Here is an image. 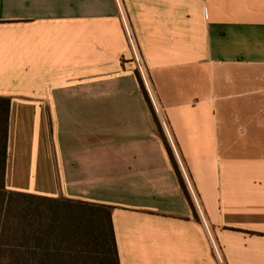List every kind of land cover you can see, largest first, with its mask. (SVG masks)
I'll use <instances>...</instances> for the list:
<instances>
[{
    "label": "crops",
    "instance_id": "1",
    "mask_svg": "<svg viewBox=\"0 0 264 264\" xmlns=\"http://www.w3.org/2000/svg\"><path fill=\"white\" fill-rule=\"evenodd\" d=\"M0 96L5 188L112 207L120 264H264V0H0Z\"/></svg>",
    "mask_w": 264,
    "mask_h": 264
},
{
    "label": "trees",
    "instance_id": "2",
    "mask_svg": "<svg viewBox=\"0 0 264 264\" xmlns=\"http://www.w3.org/2000/svg\"><path fill=\"white\" fill-rule=\"evenodd\" d=\"M136 75L183 193L196 216L149 93L139 72ZM10 103V98L0 96V253L7 255L4 256L7 264H120L112 207L5 188ZM3 215L6 217L2 218Z\"/></svg>",
    "mask_w": 264,
    "mask_h": 264
},
{
    "label": "rangeland",
    "instance_id": "3",
    "mask_svg": "<svg viewBox=\"0 0 264 264\" xmlns=\"http://www.w3.org/2000/svg\"><path fill=\"white\" fill-rule=\"evenodd\" d=\"M139 71V70H138ZM139 74H140V71H139ZM140 77H141V79L143 80V83L145 84V87H146V89H147V91H148V93H149V96H150V98H151V101H152V104H153V106H154V109H157V108H159L158 107V105H157V103H156V101H155V99H154V96H152V90H151V85H150V82H149V80H148V78L146 77V82L147 83H145L144 82V79H143V77H142V74H140ZM3 214L4 215H7V211H4L3 212ZM2 216V218H5L6 216ZM4 256H7V255H5V254H3V253H0V264H7V261H8V259H7V257H4Z\"/></svg>",
    "mask_w": 264,
    "mask_h": 264
},
{
    "label": "built area",
    "instance_id": "4",
    "mask_svg": "<svg viewBox=\"0 0 264 264\" xmlns=\"http://www.w3.org/2000/svg\"><path fill=\"white\" fill-rule=\"evenodd\" d=\"M131 42L134 43L132 37H131ZM138 70L140 71V74H142V77H143V79H144V82L147 83V82H146L147 74H146V72H145V70H144V67H143L142 63H140V61H139V63H138ZM147 78H148V77H147Z\"/></svg>",
    "mask_w": 264,
    "mask_h": 264
}]
</instances>
